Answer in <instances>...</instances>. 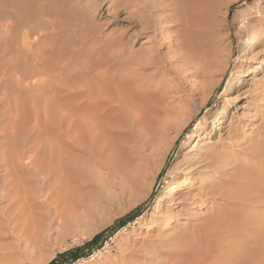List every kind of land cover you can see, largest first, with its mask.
<instances>
[{
  "label": "rangeland",
  "instance_id": "obj_1",
  "mask_svg": "<svg viewBox=\"0 0 264 264\" xmlns=\"http://www.w3.org/2000/svg\"><path fill=\"white\" fill-rule=\"evenodd\" d=\"M100 1V9L90 13L99 18L95 23L104 34L110 35L108 43L123 33L137 35L125 22L126 16H119L118 8L102 16L105 2ZM202 9L212 48L205 60L194 64H204V74L195 76L176 63L174 70L187 76L186 88L177 93L171 88H179L178 81L162 74L155 77L170 90L166 95L168 125L164 128L158 123L155 133L148 134L151 141L159 140L153 159L143 161L135 174L94 173L58 192L42 193L43 137L55 132L62 113L71 109L75 89L70 87L80 83V64L92 51L50 48L42 29L12 33L9 67L2 61L6 55L0 47V180L28 185L18 206L24 211L21 219L7 225L0 239L1 247H9L3 251L8 264H50L56 259V264H165L167 255L178 251L180 236L192 233L215 209H221L212 208L201 189L225 180L227 176L220 172L231 173L237 162L253 161L250 151L264 136V0H203ZM157 14L166 13L158 10ZM14 18L16 28L18 18ZM137 45L133 43L135 49ZM164 52L175 61V53ZM62 56L73 60L74 74L54 73ZM107 56V52L97 53L91 62ZM217 56L216 67L209 69ZM246 70L252 75L241 77ZM56 101L62 102L61 113L51 107ZM233 101L236 106L232 108ZM225 110L228 116L218 131L216 119ZM198 141L200 146L195 148ZM190 176L195 179L193 186L173 199V183ZM1 196L11 197L6 191H0ZM5 206L0 204V213ZM233 210L264 223L261 207ZM106 230L97 244L87 246ZM247 239L241 235L235 245ZM78 249L75 262L74 256L58 258ZM232 250L224 255H231Z\"/></svg>",
  "mask_w": 264,
  "mask_h": 264
},
{
  "label": "bare ground",
  "instance_id": "obj_2",
  "mask_svg": "<svg viewBox=\"0 0 264 264\" xmlns=\"http://www.w3.org/2000/svg\"><path fill=\"white\" fill-rule=\"evenodd\" d=\"M103 1L102 16L118 8L119 16H126L125 22L131 30H136V36L123 33L108 43L110 35L104 34L95 23L99 18H93L90 13L100 9V0H0V47L6 55L2 61L7 67L12 61L7 56L9 37L14 31L30 34L42 29L50 48L92 51L80 64V83L70 87L75 89L71 92V109L58 116L56 131L43 137V194L63 190L94 173L129 175L136 172L143 161H151L159 140L151 141L148 134L152 135L158 123L167 126L165 116L169 114L166 95L170 87L157 82L155 77L162 74L178 81L180 87L171 88L177 93L186 88L187 76L174 70L176 63L195 76L204 74V64L201 67L194 64L205 60L212 48L206 32L203 0ZM132 6L136 9L130 10ZM158 10L166 14L159 16ZM16 16L18 26L15 28ZM166 32L172 35L167 37ZM133 43L139 48L135 49ZM164 49L175 53V61L170 60ZM100 52H107V58L92 63V58ZM218 57L208 64L209 69L216 67ZM59 62L62 64L57 65L54 73L74 74L73 60L62 56ZM251 75L246 70L241 77ZM171 98L176 99L175 95ZM60 102L51 105L57 112L62 110ZM227 116L228 110H225L221 118L216 119V130H220L219 125L226 122ZM261 128L264 130V125ZM147 142L150 145L144 149ZM258 142L250 151L253 161L237 162L231 173L220 172L227 176L225 180L209 189H201L208 204L221 209H215L192 233L180 236L178 251L167 255L165 264H264V223L257 224L233 210L239 207L250 211L256 206L264 209V136ZM197 146L200 141L196 142L195 148ZM194 180L190 176L182 183L174 182L170 196L174 199L178 193L189 190ZM0 181V191L10 192L11 196L0 197V204L6 203L0 213L1 239L7 225H16L21 219L24 211L18 206L26 197L24 191L28 185L13 179ZM262 220L264 222V216ZM244 234L248 239L235 245ZM8 248L0 246V264H8L9 257L3 253ZM229 249H233L231 255H224ZM239 252L243 254L236 257Z\"/></svg>",
  "mask_w": 264,
  "mask_h": 264
},
{
  "label": "trees",
  "instance_id": "obj_3",
  "mask_svg": "<svg viewBox=\"0 0 264 264\" xmlns=\"http://www.w3.org/2000/svg\"><path fill=\"white\" fill-rule=\"evenodd\" d=\"M109 230H106L98 235H96L90 242L87 243V246L90 247V246H93L95 244H97L104 236L105 234L108 232ZM79 251L78 250H72V251H69V252H66L62 255H60L58 258L59 259H64L66 257H72L74 256L77 252ZM79 257L78 256H74L72 259L73 261L75 262ZM57 263V259L52 261L50 264H56Z\"/></svg>",
  "mask_w": 264,
  "mask_h": 264
}]
</instances>
